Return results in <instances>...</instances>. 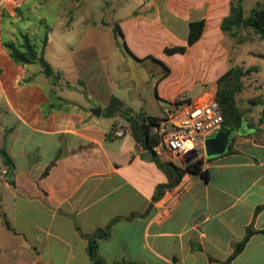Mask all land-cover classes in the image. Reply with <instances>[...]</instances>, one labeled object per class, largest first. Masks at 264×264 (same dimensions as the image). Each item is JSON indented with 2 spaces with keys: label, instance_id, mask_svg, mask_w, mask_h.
<instances>
[{
  "label": "crops",
  "instance_id": "0c3cea01",
  "mask_svg": "<svg viewBox=\"0 0 264 264\" xmlns=\"http://www.w3.org/2000/svg\"><path fill=\"white\" fill-rule=\"evenodd\" d=\"M230 1L166 2L171 20L161 28L171 44L154 46L141 18L130 15L131 10L112 21L121 29L132 23L135 29L139 21V45L134 48L126 42L139 58L135 62L151 60L162 66L160 60L168 66L173 54L165 53L164 48L186 45L189 22L204 18L201 37L184 53H174L183 55L174 67L177 77L169 80L171 71L155 82L158 113L147 111L143 96L132 93L131 85L117 94L106 92L109 56L117 45L114 38L106 39L108 32L100 25L110 21L86 23L84 32L76 35L77 43L82 41L78 51H74L72 39H63L57 59L51 53L46 55L61 75L59 82L91 89L93 98L85 107L53 100L56 86L37 65L29 67L35 74L32 83L21 84L26 69L11 60L0 41V99L17 119L15 126L4 130V149L12 161L4 178L12 219L3 214L15 233L0 218V264H93L85 235L106 226L108 234L97 240L102 264H264V123L238 129L225 153L198 156L200 172L186 171L177 185L153 199L157 187L167 182L165 172L134 138L130 121L103 114L111 96L132 113L143 112L160 120L163 109L173 112L180 99L202 102L204 93L193 84L194 77L216 82L226 70L219 72L198 50L205 43L210 49L212 35L223 33L220 22L229 13ZM83 2L70 5L79 8ZM72 29L66 23L64 36ZM50 43L47 37L44 51ZM148 49L154 51L148 53ZM97 107L98 115L91 111ZM103 115L110 119L103 121ZM159 157L169 160L167 153ZM6 205L0 197V210ZM249 227L255 232L232 255Z\"/></svg>",
  "mask_w": 264,
  "mask_h": 264
},
{
  "label": "rangeland",
  "instance_id": "374dc122",
  "mask_svg": "<svg viewBox=\"0 0 264 264\" xmlns=\"http://www.w3.org/2000/svg\"><path fill=\"white\" fill-rule=\"evenodd\" d=\"M32 1L37 3L27 7L26 4L30 3L28 0H0V36L2 39L13 38L17 26H19L24 30L30 29V36L33 43L39 46L41 44L40 40L44 32H46L51 43L47 51H44L45 58L48 53H51L55 57L54 59L60 56L61 42L63 39H67L68 41L72 39L73 41L71 43H74L73 49L74 51H78L82 41L79 40V43H77L78 38L76 35L77 33L84 32L86 23L91 21L97 23L100 21H110V24L100 26L104 27L106 33L108 32L106 39H115L112 21L118 18L120 14H127L129 10H131L130 15L141 18L143 23L141 26L148 32L149 35H147V38L154 46L158 42L172 43L161 28L162 24L166 26V22L171 20L170 12L167 10V4L170 0H131V2H127V0L125 2L124 0H84L79 8L71 7L70 2L65 0H54L52 3L47 2V0L46 2L45 0ZM255 2H260V4L264 5V0H245L243 3L244 9L249 10L256 5ZM2 7L7 11L6 16H4L6 17L5 21L1 19ZM16 7H20L19 12L15 11ZM72 10L73 12H71ZM24 17L29 19L22 21ZM66 23L73 26V29L70 30L67 36H64ZM135 24V29L137 28L136 32L133 23L131 24L132 27L125 25L123 28L125 41L134 48L139 45L138 31L140 30L138 28L139 21H136ZM241 34L244 36V39L240 43L224 33L220 35L214 34L212 35L213 44L211 48L208 49V44L206 43L201 44L198 53L201 58L208 57L212 64L216 65L219 72H224L233 65H239L243 69L249 66L256 67V70L242 77V90L236 96L237 104L244 112L239 129L244 130L248 124L257 125L261 123L259 117L262 111V104H254L252 100L257 96H264V39L258 38L250 30H242ZM179 35L182 36L181 34ZM148 45L150 46V44ZM153 51L154 49L147 50L148 53H152ZM182 56V54H173L168 57L170 73L173 71L169 80L177 77L174 67L182 60ZM171 57L172 61L170 59ZM134 60L121 47L117 46V49L109 56L107 67L109 71V83L108 85L106 84V92L117 94L123 92V89H127V86L131 85L133 88L132 93H140L143 96L147 111L158 113L159 109L154 96V85L160 73L164 72V68L153 64L151 60L142 63L135 62ZM52 67L55 69L56 66L54 65ZM216 75L214 74L213 78ZM132 82H134L135 87L131 84ZM193 84L201 87L204 93L202 98L209 96L215 98L217 85L214 79L205 81L204 78L197 76L194 77ZM53 86L56 87L53 89L52 99L55 101L56 99H60L62 100L60 101L61 103L72 101L85 107L88 106L90 100L93 98L91 89L85 88L83 84H62L58 81V84ZM180 97L185 96L181 94ZM106 118L104 115L102 116L103 121L110 119ZM16 123L17 119L15 115L0 99V197L7 202L4 210L1 206L2 210H0V213H6L7 218L10 220L12 219L10 194L8 188L4 186L5 173L2 170L6 168L1 150L6 148L7 145L4 130L15 126ZM21 229L27 230V228Z\"/></svg>",
  "mask_w": 264,
  "mask_h": 264
},
{
  "label": "trees",
  "instance_id": "16d2710c",
  "mask_svg": "<svg viewBox=\"0 0 264 264\" xmlns=\"http://www.w3.org/2000/svg\"><path fill=\"white\" fill-rule=\"evenodd\" d=\"M69 1L72 3H80L83 0ZM243 1L244 0L230 1L229 13L224 16L220 22V28L222 32L228 35L229 37L236 39L238 43H240L244 39V36H242L241 34L242 30H250L254 34H256L258 38L264 39V5L260 4V2H256V5L251 7L249 10H245L243 7ZM31 2L32 0L30 1V3L26 4L27 7H30ZM19 10L20 7L15 8V11L19 12ZM6 13L7 11L3 8L1 12L2 21L6 20V17H4L6 16ZM25 19L28 20L29 18L24 17L22 18V21H24ZM204 25V18L190 21L187 36V44L166 46L164 48L165 53H184L187 49V46L194 44L201 37ZM29 30L30 29L24 30L22 29V27L17 26V30L14 33L13 38H1L2 47L7 51V54L11 58V60L15 64L23 66L26 69V75L19 82L21 84L32 83L35 78V74L29 72V67L37 65L40 69V72L43 73L53 85H57L59 79H61V75L57 70L52 67V65L47 61L44 56V49L47 43V33L44 32L43 37L40 40L41 44L38 46L33 43ZM113 32L116 39V45L121 47L127 54H129L133 58L139 59L129 49L124 38V33L117 22L113 24ZM147 57L153 58V56ZM158 62L164 68V72L157 79V83L164 77H166L170 72V68L166 64H164L160 60H158ZM254 70H256L255 66H249L243 69L239 65H233L230 66L216 80L217 88L215 92V101L222 115L221 127L234 128V131L230 136L231 141L235 139L236 133L240 128L244 115V112L239 108L236 99V96L242 90V77ZM252 103L262 104V111L259 117V121L261 123L264 122V96H257L256 98H254V100H252ZM105 115L112 118L119 116L122 119H126L129 116H133L131 121L128 123L131 129V133L133 134L134 138L145 149H147L153 154L155 162L165 172L167 177V182L157 187V192L156 195L153 196V199L159 197L165 189L177 185L186 171H201L202 160L200 157H196L191 162L185 164L183 168L177 166L171 160H161L159 155L154 150V146L157 145L159 141V136L151 131L152 127L156 125L160 120L159 117L151 116L143 112L132 113L131 110L124 108L123 103L116 96H111L109 104L106 108ZM114 124L115 120L113 121V125ZM230 146L231 145L229 143V148ZM1 154L3 155V162L6 166V172L7 170L10 171L12 167V161L10 157L4 149L1 150ZM47 171L48 169H46L43 174H46ZM9 181L11 184H13L11 180ZM0 218L3 225L9 231L15 233L14 228L10 225L9 221L6 219L3 213H0ZM108 228L109 226H106L105 228H97L92 233L85 235V237H87L89 241L88 250L93 264H102L101 259L97 255V240L99 238H104L108 234ZM254 232L255 230L251 229L250 227L247 228L242 240L236 244L232 255H235L242 250L249 236ZM261 232L264 233V230H261Z\"/></svg>",
  "mask_w": 264,
  "mask_h": 264
},
{
  "label": "built area",
  "instance_id": "2783aa9c",
  "mask_svg": "<svg viewBox=\"0 0 264 264\" xmlns=\"http://www.w3.org/2000/svg\"><path fill=\"white\" fill-rule=\"evenodd\" d=\"M175 107L173 112L163 109L164 117L151 131L159 136L155 152L167 153L169 160L184 165L190 150L200 151L196 157L203 154L204 140L221 127L222 115L213 96L196 103L183 98Z\"/></svg>",
  "mask_w": 264,
  "mask_h": 264
},
{
  "label": "water",
  "instance_id": "95a60500",
  "mask_svg": "<svg viewBox=\"0 0 264 264\" xmlns=\"http://www.w3.org/2000/svg\"><path fill=\"white\" fill-rule=\"evenodd\" d=\"M93 114L98 115L100 113V108H93ZM127 121H131L132 116L126 118ZM234 128L231 127H220L216 132L204 140L203 155L207 157H212L216 155H221L227 151V147L230 141V135ZM200 151L190 150L185 163H189L197 156Z\"/></svg>",
  "mask_w": 264,
  "mask_h": 264
}]
</instances>
